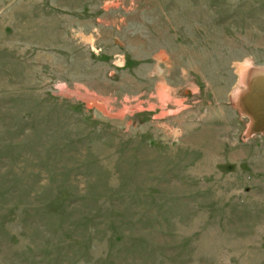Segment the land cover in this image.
<instances>
[{"label": "rangeland", "instance_id": "374dc122", "mask_svg": "<svg viewBox=\"0 0 264 264\" xmlns=\"http://www.w3.org/2000/svg\"><path fill=\"white\" fill-rule=\"evenodd\" d=\"M264 0H0V264H264Z\"/></svg>", "mask_w": 264, "mask_h": 264}, {"label": "bare ground", "instance_id": "6f19581e", "mask_svg": "<svg viewBox=\"0 0 264 264\" xmlns=\"http://www.w3.org/2000/svg\"><path fill=\"white\" fill-rule=\"evenodd\" d=\"M241 81H242L241 82L242 84L246 85V88H247V84L252 85V88L255 90V91L253 90V94L255 95L257 93L255 96L256 98H258L261 95L262 99H264V77L257 74L256 72H254L250 65H248L246 67L244 73L242 74ZM256 90H257V92H256ZM239 95H240V93L237 92V94L235 96L236 101H237ZM262 99L260 100L261 102H262ZM248 102L249 103L251 102V98L248 99ZM262 103H264V101ZM253 104H255V103H253ZM252 106H254V105H252ZM252 106L250 107L252 114H249V115H252V116H250L252 118L251 129H257L258 128V129L264 131V107L262 110L260 109V111H259V110L254 109V107H252Z\"/></svg>", "mask_w": 264, "mask_h": 264}, {"label": "water", "instance_id": "95a60500", "mask_svg": "<svg viewBox=\"0 0 264 264\" xmlns=\"http://www.w3.org/2000/svg\"><path fill=\"white\" fill-rule=\"evenodd\" d=\"M252 69L254 72H256L257 74L264 77V70L263 69H259V68H255V67H252ZM243 85H244L245 89H244V91L239 92L240 95L238 96V99L236 102H237V106L239 107L240 111L243 114H246L247 116L250 117V116H252V115H249V114H252L250 107L252 105H254V106H252V107H254V109L259 110V111H260V109L262 110L264 107V103H262L264 101V99H262L261 95L258 98L255 97L257 93L255 95L253 94L254 89L252 88V85L247 84V88H246L245 84H243ZM257 90H256V92H257ZM249 98H251V102H250L251 104L248 102ZM261 99H262V102L260 101ZM253 103H255V104H253ZM251 120H252V118H251Z\"/></svg>", "mask_w": 264, "mask_h": 264}]
</instances>
